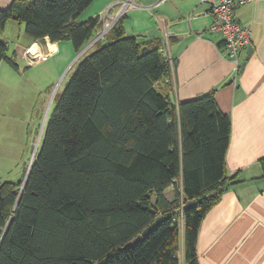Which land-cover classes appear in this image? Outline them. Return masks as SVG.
<instances>
[{"label":"trees","instance_id":"trees-1","mask_svg":"<svg viewBox=\"0 0 264 264\" xmlns=\"http://www.w3.org/2000/svg\"><path fill=\"white\" fill-rule=\"evenodd\" d=\"M92 1L13 0L0 26L15 19L33 41L80 51L101 25L77 21ZM123 15L59 95L25 179L0 183V264H200L201 224L227 189L231 118L213 92L176 104L162 44L125 34ZM14 55L0 40V64L18 68ZM182 199L198 203L178 213Z\"/></svg>","mask_w":264,"mask_h":264},{"label":"crops","instance_id":"crops-1","mask_svg":"<svg viewBox=\"0 0 264 264\" xmlns=\"http://www.w3.org/2000/svg\"><path fill=\"white\" fill-rule=\"evenodd\" d=\"M12 1L0 0V9ZM122 15L125 34L139 42L162 44L170 58V72L161 86L176 104L213 92L219 108L231 118L227 189L201 224L200 264H264V0L235 7L236 19L250 28L252 52L243 68L226 55L223 34L210 31L214 18L209 4L201 0H93L77 19L100 17L101 25L86 50L95 45L105 25L116 23ZM14 32H18L17 42L12 41ZM0 40L8 43L15 61L19 57L29 65L69 49L65 42L61 45L63 40L33 41L25 24L15 19H9L3 29L0 26ZM34 44L40 53L31 63L25 52ZM3 67L2 61L0 71ZM167 194L171 197V189Z\"/></svg>","mask_w":264,"mask_h":264},{"label":"rangeland","instance_id":"rangeland-1","mask_svg":"<svg viewBox=\"0 0 264 264\" xmlns=\"http://www.w3.org/2000/svg\"><path fill=\"white\" fill-rule=\"evenodd\" d=\"M100 34L97 40L105 36L103 31ZM17 37L18 32H14L12 41L17 42ZM63 43L69 49H62L33 65L19 57L15 61L19 68L3 61L0 71V183L7 180L18 183L25 179L59 95L79 62L103 42L86 51L85 47L76 51L70 40H63L62 46Z\"/></svg>","mask_w":264,"mask_h":264},{"label":"built area","instance_id":"built-area-1","mask_svg":"<svg viewBox=\"0 0 264 264\" xmlns=\"http://www.w3.org/2000/svg\"><path fill=\"white\" fill-rule=\"evenodd\" d=\"M210 6V13L214 21L210 26V31L221 32L223 34L226 55L233 60L237 68L241 65V56L250 43V28L243 26L235 17V7L238 4H244L250 0H201ZM223 21V23H221ZM103 30L106 33L113 24H108ZM108 28V29H107ZM101 35V34H100ZM98 36V38L100 37ZM26 57L31 63L38 59L37 54L30 52V48L25 52ZM184 199L181 201V206L184 205Z\"/></svg>","mask_w":264,"mask_h":264},{"label":"water","instance_id":"water-1","mask_svg":"<svg viewBox=\"0 0 264 264\" xmlns=\"http://www.w3.org/2000/svg\"><path fill=\"white\" fill-rule=\"evenodd\" d=\"M223 23V21L221 22ZM92 43V42H91ZM89 45H86L84 50H86L88 48ZM83 50V51H84ZM252 52V45H249V48H248V55L246 57L245 60L242 61L241 63V68L244 67L245 63H246V60L248 59L249 55L251 54ZM197 201L195 199L193 200H188L187 202L184 203V205L180 208H178L176 210V212L178 213H181V212H184L186 211L187 209L191 208V207H194L197 205ZM161 220V217H158L151 225L147 226L143 231L142 233L138 234L136 237H134L131 241H129L128 243L125 244V247H129L131 246L132 244L138 242L143 236L147 235L152 229L154 226H156Z\"/></svg>","mask_w":264,"mask_h":264},{"label":"bare ground","instance_id":"bare-ground-1","mask_svg":"<svg viewBox=\"0 0 264 264\" xmlns=\"http://www.w3.org/2000/svg\"><path fill=\"white\" fill-rule=\"evenodd\" d=\"M30 52H32L33 54H39L40 53V50H39V47L37 44H34L31 49H30ZM39 56V55H38Z\"/></svg>","mask_w":264,"mask_h":264}]
</instances>
